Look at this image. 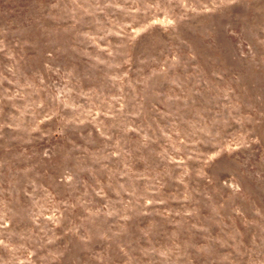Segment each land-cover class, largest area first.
<instances>
[{"label":"rangeland","instance_id":"374dc122","mask_svg":"<svg viewBox=\"0 0 264 264\" xmlns=\"http://www.w3.org/2000/svg\"><path fill=\"white\" fill-rule=\"evenodd\" d=\"M0 264H264V0H0Z\"/></svg>","mask_w":264,"mask_h":264}]
</instances>
